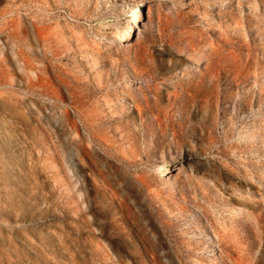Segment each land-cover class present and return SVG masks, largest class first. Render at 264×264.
<instances>
[{"label": "rangeland", "instance_id": "1", "mask_svg": "<svg viewBox=\"0 0 264 264\" xmlns=\"http://www.w3.org/2000/svg\"><path fill=\"white\" fill-rule=\"evenodd\" d=\"M0 264H264V0H0Z\"/></svg>", "mask_w": 264, "mask_h": 264}, {"label": "bare ground", "instance_id": "2", "mask_svg": "<svg viewBox=\"0 0 264 264\" xmlns=\"http://www.w3.org/2000/svg\"><path fill=\"white\" fill-rule=\"evenodd\" d=\"M134 10H136V12H138V7H134ZM136 16H137L136 13L132 15V20H133V21L135 20ZM132 25H133V24H130V26L128 27V29H131ZM127 31H128V30H127ZM163 170H164V173H165V174H168L167 167L163 168Z\"/></svg>", "mask_w": 264, "mask_h": 264}]
</instances>
